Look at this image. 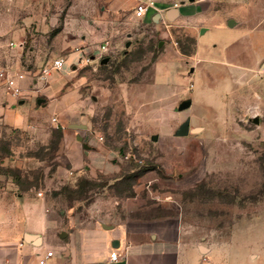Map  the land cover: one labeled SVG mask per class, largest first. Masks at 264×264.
Returning a JSON list of instances; mask_svg holds the SVG:
<instances>
[{"label":"rangeland","instance_id":"374dc122","mask_svg":"<svg viewBox=\"0 0 264 264\" xmlns=\"http://www.w3.org/2000/svg\"><path fill=\"white\" fill-rule=\"evenodd\" d=\"M68 1L32 11L24 6L19 15L0 6L3 41H23L24 65L41 69L33 78L40 75L52 91L42 93L45 102L35 105L40 115L32 121L0 124V193L38 195L67 214H82L107 192L131 215L140 206L182 213L216 243H226V260L264 254V6L260 15L236 17L228 26L227 0H214L230 33L220 29L216 14L204 15L206 34L186 22L140 21L130 44L112 45L107 63L83 61L89 53L66 72L42 77L44 67L66 58L60 50L79 30L81 16L98 10ZM11 18L13 31L25 24L16 40L9 33ZM16 52L0 48V56L10 59ZM168 63H175L186 85L161 106L169 91H152L151 99L143 92ZM27 69L15 71L27 75ZM189 99L191 106L178 110ZM187 119L191 130H200L177 136Z\"/></svg>","mask_w":264,"mask_h":264},{"label":"crops","instance_id":"0c3cea01","mask_svg":"<svg viewBox=\"0 0 264 264\" xmlns=\"http://www.w3.org/2000/svg\"><path fill=\"white\" fill-rule=\"evenodd\" d=\"M55 2L56 0H0V6L8 10L14 8L19 15L28 6L32 11L37 6H52ZM64 2L65 0H59L56 6H62ZM139 2L140 0L68 1L67 6H97L98 10L81 16L83 22L80 23L79 30L72 34L75 36L70 34V37L64 39L60 50L68 52L64 68L52 70L51 73L66 72L70 65H75L74 61L80 62L82 56L89 53L94 56L104 43L109 45V51L113 44L126 45L136 23L140 21L167 25L186 22L200 25L201 32L206 34L209 29L203 22L204 15L216 14L220 17V29L228 32L222 27L226 16L214 11V0H157L158 10L149 9L142 17L135 13ZM225 6V14L229 15L228 26H231L237 23V18L252 19L254 14H259L258 7L264 6V0H227ZM250 6H256V9L252 10ZM14 19H10L9 33L16 40V36L20 35H16L17 31H24L25 24L17 25L20 30L13 31ZM4 37L0 35V48L12 46L17 50V57L10 59L8 54L4 56L2 53L0 69H27L20 57L24 51V44L21 45L23 41L5 42ZM51 51L57 52L55 49ZM172 65L175 66V63L160 67L154 82L145 87L143 92L144 95L148 93L151 99L152 91H169L166 97L160 96L165 97L161 106L171 102L172 91L181 90L186 85L177 66L173 68ZM27 70L30 74L18 82L22 88L19 96L9 93L0 80V124L24 126L40 115L35 105L45 102L42 93L51 96V85L43 86L40 75L33 78V74L36 75L41 69ZM186 101H191L192 104V100ZM72 127L86 128L82 124H73ZM77 138L82 139L79 135ZM106 193L97 198L95 208L82 214H67V209L58 210L52 200H44L38 195L9 191L0 193V264H39V257L50 250L55 255L48 259L47 264H264V254L254 251L248 252L247 258L243 260H226L221 256L225 253L226 243H216L209 233L186 222L182 213L177 216V213L157 212L140 206L141 208H136L139 211L131 215L129 207L123 208L118 197H108ZM107 197L112 200L109 201ZM135 199L140 205H144L145 201L140 196ZM114 251L120 254L118 261L111 260Z\"/></svg>","mask_w":264,"mask_h":264},{"label":"built area","instance_id":"2783aa9c","mask_svg":"<svg viewBox=\"0 0 264 264\" xmlns=\"http://www.w3.org/2000/svg\"><path fill=\"white\" fill-rule=\"evenodd\" d=\"M177 5V3H176ZM149 9H155L157 8V0H140V2L137 4L135 8L136 16L142 17L144 16ZM24 43L22 42L21 45ZM109 52V45L107 43H104L101 48L94 54L92 57H85L83 61L90 62V61H102L106 55ZM66 63V60L64 58H57L53 60V62L44 67L42 69V77H46L50 74L52 70H61L64 68ZM26 78V73L24 72H16L12 71L6 68L0 69V80L3 82L6 90L11 93L14 96L21 95L22 88L19 85V81ZM53 122L56 124L57 127H59V120L56 116L53 117ZM55 255L53 250H50L46 252L44 256L39 257V264H47L48 259L53 257ZM120 257V254L117 251L112 252L111 254V260L112 261H118Z\"/></svg>","mask_w":264,"mask_h":264},{"label":"water","instance_id":"95a60500","mask_svg":"<svg viewBox=\"0 0 264 264\" xmlns=\"http://www.w3.org/2000/svg\"><path fill=\"white\" fill-rule=\"evenodd\" d=\"M109 61V58L108 57H106V58H104L103 60H102V64H105V63H107ZM191 106V101H185V102H183L182 104H180V106H179V109L180 110H184V109H186V108H189ZM254 121L255 122H259V118L258 117H255L254 118ZM190 125H191V121L189 120V119H187L185 122H184V124H182L181 126H180V128H179V131H178V135H180V136H187V135H189V133L192 131V132H198L199 130H200V128H195V129H192L191 130V127H190ZM153 139L154 140H157L158 139V136H153Z\"/></svg>","mask_w":264,"mask_h":264}]
</instances>
